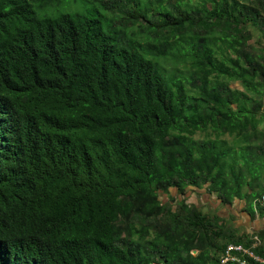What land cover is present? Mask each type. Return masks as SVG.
<instances>
[{
    "label": "trees",
    "instance_id": "obj_1",
    "mask_svg": "<svg viewBox=\"0 0 264 264\" xmlns=\"http://www.w3.org/2000/svg\"><path fill=\"white\" fill-rule=\"evenodd\" d=\"M100 8L140 41L118 45ZM251 25L264 39V0H0V264L264 259L258 233L160 198L206 185L232 204L260 178Z\"/></svg>",
    "mask_w": 264,
    "mask_h": 264
},
{
    "label": "rangeland",
    "instance_id": "obj_2",
    "mask_svg": "<svg viewBox=\"0 0 264 264\" xmlns=\"http://www.w3.org/2000/svg\"><path fill=\"white\" fill-rule=\"evenodd\" d=\"M191 2L196 3V0H191ZM79 9H80V6H79ZM95 15L101 18L104 30L108 34L114 37L116 42H118V45L131 48L133 45V42L140 41L138 36L134 37L131 35V29L119 24L118 17L112 19V16L109 14H106L101 8L99 10L96 9ZM250 28L254 35L252 41H255L256 43H258L259 46H262L264 44V39L261 36V31L256 26H253V25H251ZM164 65L166 66L168 71L172 68V66L169 64L164 63ZM231 84L233 87L243 88V86L241 85L239 81L231 82ZM187 85L188 87H191L189 83H187ZM203 135L204 134L202 132L201 133L198 132V134H196V137L202 138ZM230 136L232 137V135L225 134L224 138H228L229 140H231L232 138ZM257 166L259 167V164H257ZM207 189L208 187L206 185L199 189H193V188L188 187L185 193H180L177 189L173 188L168 193L160 191V198L164 201H171V200L173 201V199H177V198L181 199L184 197L187 199L189 203H194L195 205H197L198 207H200L206 212H215L216 208H213L214 206H212V203H210L211 201H209V198H210V195L216 194V192L215 191L210 192ZM173 203H176V202H173ZM256 203L257 202L255 199L253 205H250L249 208H253V207L256 208L257 207ZM218 210H220V208ZM230 221L231 219L228 220V222ZM193 252L197 253V250L195 249L193 250Z\"/></svg>",
    "mask_w": 264,
    "mask_h": 264
},
{
    "label": "crops",
    "instance_id": "obj_3",
    "mask_svg": "<svg viewBox=\"0 0 264 264\" xmlns=\"http://www.w3.org/2000/svg\"><path fill=\"white\" fill-rule=\"evenodd\" d=\"M263 122L260 127L264 126ZM231 138H234V135ZM261 161L264 164V151L261 153ZM261 172L260 178L255 179L248 174L249 181L243 185L242 195L235 196L232 204L221 201L217 197V193L210 195L209 201L214 206L213 208H216L215 212L223 215L227 221L231 219L228 223L234 225L240 232L258 233L261 237V242L264 244V208H249L250 204L254 203L257 195L264 193V167ZM219 208L220 210H218Z\"/></svg>",
    "mask_w": 264,
    "mask_h": 264
},
{
    "label": "built area",
    "instance_id": "obj_4",
    "mask_svg": "<svg viewBox=\"0 0 264 264\" xmlns=\"http://www.w3.org/2000/svg\"><path fill=\"white\" fill-rule=\"evenodd\" d=\"M256 202V208H264V193L256 199ZM245 255H249L257 261H264V259L255 254L252 249L238 243H229L227 245L221 256V261L222 263L239 262L240 264H247V260L244 258Z\"/></svg>",
    "mask_w": 264,
    "mask_h": 264
}]
</instances>
